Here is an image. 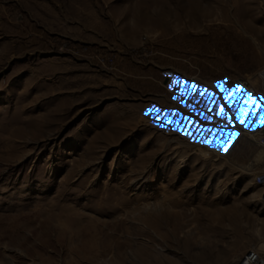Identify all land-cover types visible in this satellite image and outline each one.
Listing matches in <instances>:
<instances>
[{
  "label": "rangeland",
  "instance_id": "rangeland-1",
  "mask_svg": "<svg viewBox=\"0 0 264 264\" xmlns=\"http://www.w3.org/2000/svg\"><path fill=\"white\" fill-rule=\"evenodd\" d=\"M263 69L264 0H0V264H233L264 250L251 183L264 117L243 115L241 88L224 96L244 79L264 98ZM181 99L202 101L192 120Z\"/></svg>",
  "mask_w": 264,
  "mask_h": 264
},
{
  "label": "built area",
  "instance_id": "built-area-1",
  "mask_svg": "<svg viewBox=\"0 0 264 264\" xmlns=\"http://www.w3.org/2000/svg\"><path fill=\"white\" fill-rule=\"evenodd\" d=\"M90 58H94L97 63L103 67L111 68L113 63V57L107 54L99 55L98 53H94L92 54V56H90ZM193 78L194 77L189 78V82L197 84V82L193 80ZM237 84L241 85V94H243L244 92H249L251 93V96H255V90L251 88V85H249L248 80L241 79L238 81ZM246 86H249V88H247ZM194 108L200 107L194 106ZM257 133L260 134L258 140L255 141L256 145L260 150H264V131L262 129ZM251 183L252 185L256 186L259 190V201L264 206V169L252 173ZM233 264H264V250L252 247L248 248L239 258H237V260Z\"/></svg>",
  "mask_w": 264,
  "mask_h": 264
},
{
  "label": "snow or ice",
  "instance_id": "snow-or-ice-1",
  "mask_svg": "<svg viewBox=\"0 0 264 264\" xmlns=\"http://www.w3.org/2000/svg\"><path fill=\"white\" fill-rule=\"evenodd\" d=\"M178 79H179L178 77L173 78L172 83H171V84H168V88L171 89V88L173 87V85L177 83V80H178ZM181 83H182V81H181ZM224 83H225V81L217 80V81L215 82V87H216V88H220L221 85H223ZM190 87H191V88H196V87H199V86H197V85H190ZM240 88H241V85H240V84H237V85L235 86V89H225V90H224V96H225V98H226V99L228 98V92H229V91H234V90H237V89H240ZM199 91H200L201 93H205V92H206L207 95H208L209 97L212 96V92L209 91V90L206 89V88L199 87ZM243 95L247 97V96H251V93H249V92H244ZM236 99H238V98H236ZM261 99H264V98H261ZM210 103H211V102H210ZM228 103L231 104V103H232V99H228ZM253 111H255V110H253ZM145 114L147 115V113H145ZM218 115L227 118V113H226V112L218 113ZM260 115H261L262 117H264V106H262L261 109H260ZM236 116H237V119L240 118V111H239V110H237V112H236ZM206 119L211 120L212 118H211V117H207ZM228 123L231 124V123H232V120H231V119H228ZM243 127H244L245 129H247V128L249 127V123H247V122L244 123ZM252 127L255 128L256 125L253 124ZM160 128H164V125L161 124V125H160ZM176 131L179 132V131H181V129L177 128ZM205 131L213 132V133H214V132H217V131H219V130H218V129H206ZM184 134H185L186 136L190 135L189 132H185ZM227 135H228L229 137H231V136L237 135V133H227ZM193 139H195V138L193 137ZM200 142H201L202 144H208V139H207V138H203V139H201ZM211 146H212V147H215L216 145H215V144H212ZM221 151H223V148H222V147H221Z\"/></svg>",
  "mask_w": 264,
  "mask_h": 264
},
{
  "label": "crops",
  "instance_id": "crops-1",
  "mask_svg": "<svg viewBox=\"0 0 264 264\" xmlns=\"http://www.w3.org/2000/svg\"><path fill=\"white\" fill-rule=\"evenodd\" d=\"M254 97V106L253 107H249L247 109H243V115H246L248 112L253 115L256 113L257 111V116H259L260 114V109H261V105H258L255 107V103L256 102H259V100H261L262 96H259L258 99H257V96H253ZM198 100H191V101H185V100H181V102L179 101V104L178 105V113H179V118L184 114V120L186 119V117H189L190 116V120L193 119V117H191V115H194L195 113L199 112V108H194L195 107H200L201 104H202V101L201 102H198ZM207 103L204 104V106L202 105V110L206 107ZM191 108V109H190ZM252 108L250 111L249 109ZM184 109L186 110V112H184ZM201 109V107H200ZM255 110V111H253ZM200 113H202L200 111Z\"/></svg>",
  "mask_w": 264,
  "mask_h": 264
},
{
  "label": "bare ground",
  "instance_id": "bare-ground-1",
  "mask_svg": "<svg viewBox=\"0 0 264 264\" xmlns=\"http://www.w3.org/2000/svg\"><path fill=\"white\" fill-rule=\"evenodd\" d=\"M259 76H260L262 79H264V69L259 73ZM212 88H215V86H212ZM248 88H249V86H248ZM215 89H216V88H215ZM216 90H217V89H216ZM232 118L236 121V117H234V114H233V113H232ZM236 123L240 125L239 122L236 121ZM260 246H261L262 248H264V241L260 244ZM252 248H255V247H252ZM259 248H260V247H259ZM202 257H203V256H202Z\"/></svg>",
  "mask_w": 264,
  "mask_h": 264
},
{
  "label": "water",
  "instance_id": "water-1",
  "mask_svg": "<svg viewBox=\"0 0 264 264\" xmlns=\"http://www.w3.org/2000/svg\"><path fill=\"white\" fill-rule=\"evenodd\" d=\"M253 100H254V97L252 96V97L250 98V101H253ZM258 105H259V102H256V103H255V107L258 106ZM259 116H260V114H259ZM263 131H264V128H263Z\"/></svg>",
  "mask_w": 264,
  "mask_h": 264
}]
</instances>
